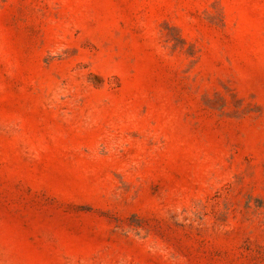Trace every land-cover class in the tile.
<instances>
[{
	"label": "rangeland",
	"instance_id": "obj_1",
	"mask_svg": "<svg viewBox=\"0 0 264 264\" xmlns=\"http://www.w3.org/2000/svg\"><path fill=\"white\" fill-rule=\"evenodd\" d=\"M0 264H264V0H0Z\"/></svg>",
	"mask_w": 264,
	"mask_h": 264
}]
</instances>
